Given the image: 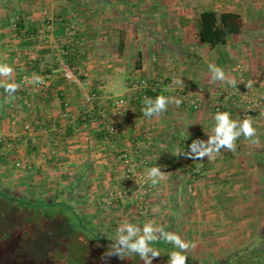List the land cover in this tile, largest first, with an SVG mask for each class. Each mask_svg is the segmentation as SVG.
Instances as JSON below:
<instances>
[{
	"label": "crops",
	"instance_id": "0c3cea01",
	"mask_svg": "<svg viewBox=\"0 0 264 264\" xmlns=\"http://www.w3.org/2000/svg\"><path fill=\"white\" fill-rule=\"evenodd\" d=\"M205 10L240 13L243 30L215 48L201 43L198 22ZM16 17L17 31L11 27ZM68 37L71 48L64 43ZM65 49L82 87L61 76ZM0 64L13 69L10 77L0 74V82L18 86L11 94L0 86V180L48 192L77 176L93 179V199L119 198L113 217L102 215H108L101 220L104 229L117 232L125 222L176 229L196 245L190 248L196 256L233 254L252 241L257 225L264 230V182L257 180L263 175L235 166L241 154H209L210 179L204 181L190 180L188 169L204 157L179 155L191 151L196 138L206 134L208 141L216 124L212 109H195L188 97L230 106L238 93H231L227 80L238 84L241 67L254 83L252 92L264 98V0H0ZM209 65L221 68L227 80L213 81ZM24 76L31 79L28 91L22 90ZM154 77L165 79L160 94L172 102L149 118L143 114L149 105L128 82ZM44 79L50 87L42 95L38 84ZM91 91L99 94L94 106L84 98ZM130 92L132 103L117 118L115 100ZM258 111L254 128L261 129L264 106ZM122 119V132L109 137V126ZM125 150L134 162L128 181ZM152 167H161L166 179L153 185L147 177ZM223 174L229 179L223 188L211 186ZM140 178L152 187L151 211L144 217L136 200Z\"/></svg>",
	"mask_w": 264,
	"mask_h": 264
},
{
	"label": "rangeland",
	"instance_id": "374dc122",
	"mask_svg": "<svg viewBox=\"0 0 264 264\" xmlns=\"http://www.w3.org/2000/svg\"><path fill=\"white\" fill-rule=\"evenodd\" d=\"M237 69L240 72L238 84H236L235 87L230 86V90L231 93L237 92L238 94H232L233 96L230 98V101L234 97L235 99L232 103H229L230 106L223 104L220 100H217L214 103L210 101V104H208V102L205 103V101L201 98L199 99L201 101V105L198 108H195L194 103L197 99H189L188 97V100H192V102L190 101V104L195 109H200L205 106L207 109H212L214 116L217 112H228L230 114V118L236 121H242L245 118H250L252 120L253 127H255L257 124H254V122L260 118L258 110L262 109V106H264V98H261L260 95L253 93L254 89H252V86H254V83L245 77L244 73L241 71V67ZM243 78H246V82L242 81ZM205 135L201 138H196V140L204 141V147H212L207 144V138H205ZM256 138H258L259 143L253 144L251 140L245 139V137L241 135L235 141L234 150L221 148L220 152L217 154L222 155L223 151L224 154H227L225 153L226 151L233 153L236 158H238L237 154H241L243 158L238 160L235 166H240L239 169L253 170L258 173L257 175L262 173L263 176L258 177L257 180L264 182V161L258 162L255 157V153L264 152L263 126L261 129H256V136L253 137V139ZM217 154L212 153L211 155ZM207 156L208 155H205L204 160L188 168L191 174L190 180L204 181V179H210L206 177L211 168H208L205 162ZM196 169H200V172H195ZM226 177L227 176L225 174L218 176L217 180L211 183V186H220L223 188V185L227 183L226 179L229 180ZM131 179L132 177L128 179L125 178L124 181ZM142 179L144 178L139 179L140 184ZM92 181L93 179H84L83 176H77L73 181L71 180V184H66V186L61 187L56 191L37 192L34 188L28 191L27 189L23 190L19 187L20 184L15 183L14 181L0 180V188L8 191L16 197L27 198L29 201L35 203H46L65 198L76 206L78 212L86 218L88 223L91 224L92 222V225L97 229L96 231H99V233L104 237L114 240L117 237L118 231H111L110 228L104 229V223L101 220H106L105 217L108 215L102 216L104 215L103 213L106 212L109 213V216L113 217V215H110L111 208L119 198H116L112 205L107 204L108 197L104 200L93 199L94 195L91 194L89 186V183L91 184ZM146 185V188H149L150 190L152 189L149 185V181ZM144 188L145 186H142L138 193V197L136 199L138 205L143 204V199L140 198V192ZM150 190L147 192L145 197L148 200V206L150 208L149 212L144 214L141 212L139 207V211L143 217L149 215L151 211V200L148 196L151 193ZM215 191L221 193L219 188ZM219 193L215 196L221 195ZM210 196L211 195L208 193L206 197ZM97 201H103V204H99ZM14 204L5 199L0 203V241L2 243L0 251V264H79L83 260L86 261L87 264H144L140 257L135 254L125 259H120L119 257L117 259L116 255L106 256V253L109 252L106 245L97 244L94 241H83L81 237V230H77L79 231L77 232L72 222L67 220L65 217H62L61 214L55 215V208H45L44 211L39 208V212L37 211V213H32V208L30 206L21 203ZM163 230L177 235L179 233L176 229L175 231H169L168 229L165 230V228H163ZM263 233L264 230L260 232L259 226L257 225L254 229L255 236L252 241L240 247L237 251L248 248L250 245L258 242ZM156 234L159 235V232ZM150 246L152 247V245ZM62 247L64 249H62ZM153 248L160 252V256L155 257L152 260V264H169V254L171 251L158 246ZM177 251H180V249L177 248ZM182 254L187 255L188 260H193L195 263L199 264L224 261L229 257V255H231L230 253H226V255L221 258L209 256L205 257L204 255L196 256L190 248L185 250Z\"/></svg>",
	"mask_w": 264,
	"mask_h": 264
},
{
	"label": "clouds",
	"instance_id": "9594fccd",
	"mask_svg": "<svg viewBox=\"0 0 264 264\" xmlns=\"http://www.w3.org/2000/svg\"><path fill=\"white\" fill-rule=\"evenodd\" d=\"M209 68L212 72L213 81L227 80L225 72L221 68L216 67L215 65H209ZM12 72L13 69L10 66L7 64H0V74L10 77ZM227 82L233 87L236 86L235 79L227 80ZM177 83L182 86L184 85L182 80H178ZM0 86L4 87L5 91L10 94L14 93L18 87L15 84H4L3 82H0ZM169 102L172 101L164 96H157L154 101L146 99L145 104L149 106L143 109L144 116L150 118L153 115L160 114L166 110V106ZM174 102L177 104L180 103L178 100H175ZM214 119L216 122L214 135H210L209 140L207 141V144L212 147H204V141L194 140L189 146L191 151H181L179 152V155L183 153V155L188 158L200 159L205 155L219 153L221 148L234 150L235 141L241 135H243L245 139L251 140L253 144L259 143L258 138L253 139V137L256 136V129L253 127L250 118L236 121L230 118L228 112H217ZM193 153H195V157H193ZM160 168L161 167H152L147 169V177L153 185L166 179L165 173L161 172ZM157 232H159V235L156 234ZM158 240H164L180 249V251H172L169 254V264H186L187 255L182 253L189 248L196 247L194 243L189 244L183 241L179 235L164 231L163 228L154 226L152 222H146L143 229L125 222L118 229L117 237L114 239V243L110 246L112 250L107 252L106 256L116 255L120 259H125L135 254L140 257L144 264H152V260L155 257L160 256V252L150 245Z\"/></svg>",
	"mask_w": 264,
	"mask_h": 264
},
{
	"label": "trees",
	"instance_id": "16d2710c",
	"mask_svg": "<svg viewBox=\"0 0 264 264\" xmlns=\"http://www.w3.org/2000/svg\"><path fill=\"white\" fill-rule=\"evenodd\" d=\"M243 27L244 19L240 13H218L214 10H205L200 14L198 22V38L201 43L209 45L211 48H215L216 46L226 44L230 36L241 33ZM255 157L257 158L258 162L264 161V152L255 153ZM4 199L13 204H26L32 208V213H37V211L39 212V208H41V210L43 209V211L45 208H55V215L61 214L62 217H65L67 220L72 222L76 228V231L81 230V237L83 241H94L97 244L106 245L107 250H112L110 246L114 243V240L110 238L108 239L100 234L99 231H96L97 229L92 225V222L91 224L88 223L86 218L78 212L76 206L65 198L52 202L35 203L29 201L27 198L16 197L13 194H10L8 191L0 188V203ZM1 244L2 243L0 241V251ZM151 245L152 247L158 246L160 248L168 249L171 252L177 251L176 247H174L171 243L165 242L164 240H158ZM63 247L62 249H64ZM79 264L87 263L83 260ZM186 264L199 263H195V261L187 259ZM207 264H264V233L260 236V240L258 242L250 245L248 248L236 251L235 253L229 255V257L224 261L208 262Z\"/></svg>",
	"mask_w": 264,
	"mask_h": 264
},
{
	"label": "built area",
	"instance_id": "2783aa9c",
	"mask_svg": "<svg viewBox=\"0 0 264 264\" xmlns=\"http://www.w3.org/2000/svg\"><path fill=\"white\" fill-rule=\"evenodd\" d=\"M11 27L13 30L17 31L20 29V19L19 17H16L15 20L12 22ZM65 45H68L69 48H71L74 44L72 41V38L68 37V39L64 42ZM69 51L68 49L63 50V57L60 59V73L63 79H65L69 84L71 85H78L79 87H82V82H81V74L79 71L71 65L69 62L67 55ZM243 82H246V78L242 79ZM30 82L31 79L28 76H24L22 80V90H27L30 88ZM165 86L166 82L165 79L162 77H154L151 79H137V78H130L128 82V87L131 90H135L134 92L136 93V98L146 100V99H151L155 100L157 96H161V91H165ZM50 87L49 82L44 79L41 80L40 83L38 84V91L42 94L45 95L46 91ZM130 92L127 95H122L119 96L114 103V114L117 118L119 117H124L127 109L130 107L132 103V98L133 94ZM85 101L94 106L95 102L99 99V94L95 91H91L88 93L84 94ZM201 105V101L199 99L196 100L194 103V107L198 108ZM126 126V121L122 119V122L120 125H111L109 126V132L108 136L113 137L119 133L122 132V127ZM132 152L131 151H123L121 154V157L126 165V170H125V176L126 179L133 177L134 174V162L133 158L131 156ZM195 172H200V169H196ZM141 185L145 188L142 189L140 192L141 196L140 198L143 199V204L139 205L141 212L144 214L148 213L150 208L148 206V200L145 198L147 192L150 190L147 187L148 180L142 179ZM117 197L112 194L108 199H107V204L112 205L114 200Z\"/></svg>",
	"mask_w": 264,
	"mask_h": 264
}]
</instances>
